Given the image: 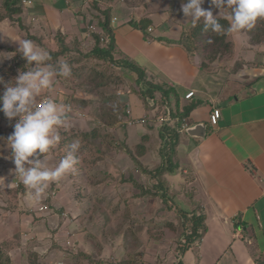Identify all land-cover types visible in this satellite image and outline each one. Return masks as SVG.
<instances>
[{
  "label": "rangeland",
  "instance_id": "obj_1",
  "mask_svg": "<svg viewBox=\"0 0 264 264\" xmlns=\"http://www.w3.org/2000/svg\"><path fill=\"white\" fill-rule=\"evenodd\" d=\"M83 2L86 4L83 14L87 15V10L91 23L98 24L99 16H102L98 8L101 7L111 5L113 17L130 19L136 8L139 11L149 8L150 4L157 8L170 5L173 16L180 14L184 0H100V6L93 5L92 0ZM2 4L3 1L0 0V8L3 7ZM203 5L209 6L208 9L211 10L216 9L210 0H205ZM225 12L229 13L231 9L224 10ZM26 24L25 29L20 28L19 31L24 39L34 41L31 37H37L31 34V28ZM255 24H258V27L260 23L256 21ZM96 28L100 30L97 26ZM174 29L177 30L176 26ZM89 30L97 33L90 27ZM257 30L263 35L264 24ZM255 31L253 28L246 29L240 35L252 40ZM173 34V31H168L164 35L170 37ZM53 37L54 34H50L43 43L38 39L33 43L50 53L51 50L59 49L57 40L54 41ZM236 37L232 33L228 34L227 40L231 42V49L224 45L220 46L207 36L201 37L200 42L208 44L205 52L209 54L210 60L214 59L210 63L211 66L215 64L214 61L216 65H220L233 59L237 52L234 45ZM90 40L85 43L72 38L68 41L70 51L60 56L57 64L45 62L55 67L66 63L71 69V74L66 77L59 75L54 77L52 86L42 90L37 100L38 104L41 100L51 98L58 106H70L66 109H70L72 114L65 119L63 126L55 129L60 140L71 130L84 134L85 131L95 128L96 134L81 136L76 141L80 145L79 148L88 147L89 150L84 151L88 159L99 161L96 167L94 165V171L80 169L77 172L82 178L75 182L73 180L72 184L68 178L71 173L61 178L62 186H66L65 189L68 190L64 197H68L67 201H72L71 204L77 203L76 205L79 204L82 208L65 209L61 203H57V191L50 193L49 189L45 190L39 201L33 198V190L29 188L27 193L13 189L14 187H9L5 192L1 190L2 186H12L14 183L15 164L10 155V143L9 147L7 145V138L14 130L9 127L10 130L7 132L0 124V208H3L2 212L4 211L3 213L0 211L1 220H4L7 212L8 216L13 212V216L8 217V220L9 222L12 220L14 224L19 217L17 225L20 226L18 234L11 232L10 239L1 243L2 250L10 256L11 264H96L95 261L86 258L77 261L75 255L79 250L91 253L96 260L112 259L118 262L129 260L132 264H179L182 253L180 244L184 242L186 230L190 231L192 228L191 217L188 215L191 211L189 210V213L179 206H183V200L186 198L189 203H194L195 211L198 202L195 197L199 193L196 195L192 188L180 185L184 183V177L176 156L174 159L176 171L174 174L165 172L163 176L160 175L165 184L164 190L156 191L159 187V177H151L142 168L151 170L163 162L160 153L163 145L159 138L155 139L158 129L155 123H151L153 120L145 116L143 117L146 118V122L143 123L131 125L126 122L133 117L132 111L134 115H143L144 110L150 109L152 105L158 103L157 101L161 103L162 98L159 94L157 101L144 98L140 92V85L133 79L137 77L136 72L93 57L91 51L96 42L94 38ZM9 41L8 35H0L2 45L19 44V40L12 44L8 43ZM9 51L5 48L2 52L0 49V63L8 59L5 53L11 54ZM124 56L126 57L125 54ZM168 114L163 111L159 115L165 118ZM171 124L175 125V122L171 121ZM132 130L134 132L130 138ZM142 131L147 134L144 139ZM139 143H144L145 147H138ZM135 157L142 164L139 161L134 162ZM6 159L11 161L5 165ZM54 159V155L51 154L43 158V161L54 168ZM2 164L6 166L5 169H2ZM100 168H105L106 173L98 176L101 183H97L93 173ZM86 176L89 178L87 184L84 182ZM82 181L84 185L80 184ZM13 186L17 187L15 183ZM89 187L91 190L88 191ZM56 189L58 190V187ZM28 204L30 209L27 207ZM67 221L74 223L69 231L63 228ZM69 233H74L78 238L74 236L69 238Z\"/></svg>",
  "mask_w": 264,
  "mask_h": 264
},
{
  "label": "crops",
  "instance_id": "obj_2",
  "mask_svg": "<svg viewBox=\"0 0 264 264\" xmlns=\"http://www.w3.org/2000/svg\"><path fill=\"white\" fill-rule=\"evenodd\" d=\"M32 1V4L23 1L21 16L23 23L31 28V34L40 40H47L50 34L60 32L66 36L67 41L74 38L88 43L93 38L89 26L99 28V24L91 23L87 10L88 16L83 14L86 7L84 0ZM202 7L209 8L204 5ZM212 11L217 15L219 9ZM226 12L224 14L230 17V12ZM143 14L151 18L152 32L134 27L129 18L119 16L113 21L116 56L125 54L168 90L165 96L160 92L155 93L156 101L158 94L162 101L151 106L153 111L151 108L146 109L143 115H134L132 111V118L145 116L153 120L151 123H155L158 129L155 139L159 138L162 145V127L164 120L168 121L169 117L159 115L163 111L188 112L182 126L201 122L208 124L205 137L191 136L181 128L176 148V157L180 163L178 166H181L184 177V183L180 185L192 188L196 195L199 193L195 197L198 200L195 211L194 203H189L186 198L183 206L179 207L190 210L188 215L195 213V218L201 216L198 221L203 222L205 228L200 237L181 253L179 264H264V93L258 94V90L264 88V40H249L245 35H240L242 31L232 33L235 37L239 35L234 39L236 54L231 61L216 65V70L209 73L200 66L197 54H190L177 42L185 27L191 26L188 22L190 18H186L182 11L171 16L170 5L157 8L152 4L147 9L138 11L136 8L132 17L137 18ZM0 25V35H8V43L27 40L19 31L17 22L6 19L0 21ZM168 31H173V36L166 37L164 34ZM14 47L19 49V44H0L2 52L5 48L10 50ZM9 53L11 54L5 53L8 59L0 65L11 59L12 52ZM242 68L248 70L243 78L237 75ZM136 78L133 77L134 80ZM192 90L195 91L194 96L186 98V94ZM214 108L221 110L217 125L209 122ZM176 122L175 119V124ZM0 124L2 129L10 127L8 122L1 121ZM8 130L6 129L7 132ZM133 132L132 130L130 138ZM7 145L9 147V142ZM49 155L51 156L50 153L43 155L41 159ZM6 160L5 165L11 161ZM59 161L54 159V168ZM44 164L52 169L51 164ZM5 165H1L2 169H5ZM73 175H68L70 184L73 180L75 182L82 178L79 172ZM14 183L17 187L13 186ZM14 183L12 186H2L1 190L5 192L9 187L17 189L21 184L17 175L14 176ZM82 183L83 181L80 184L84 185ZM62 185L61 179L50 182L47 189L50 193L57 191V203H61L65 209H81L79 204L67 201L68 197L64 196L68 190ZM27 190L28 188L22 191L27 193ZM59 194H63L62 197ZM27 207L31 208L30 205ZM1 212L0 243H4L10 239L11 232L19 233L20 226L17 225L19 217L14 224L12 220L9 222L8 217L13 216V212L10 216L7 212L4 220H1ZM73 224L67 221L63 228L69 231ZM69 234V238L77 237L74 233Z\"/></svg>",
  "mask_w": 264,
  "mask_h": 264
},
{
  "label": "clouds",
  "instance_id": "obj_3",
  "mask_svg": "<svg viewBox=\"0 0 264 264\" xmlns=\"http://www.w3.org/2000/svg\"><path fill=\"white\" fill-rule=\"evenodd\" d=\"M204 2L184 0L181 9L184 16L190 18L188 22L193 28L202 20L205 32L210 30L217 35L239 33L251 29L258 19H264V0H210L211 5L219 9L217 15L211 9L203 8ZM225 9H231L230 17L224 14ZM219 19H230L228 27L225 28ZM19 49L26 60L25 66L30 65L31 68L25 67L26 71L21 70L7 82L0 78V83L4 85L0 111L9 120L19 117L14 124V131L7 138L15 164V175L24 186L33 190V198L39 201L49 183L74 172L77 163L74 153L80 147L78 142L71 145V151L55 168L49 169L44 164L41 156L59 142L60 136L55 129L63 126L66 112L63 106H58L51 98L37 104L42 90L52 86L54 77L69 76L71 69L66 63L58 68L46 64L51 60L50 53L41 50L30 40L19 43ZM247 71L242 68L237 75L243 78ZM260 93H264V88L258 90Z\"/></svg>",
  "mask_w": 264,
  "mask_h": 264
},
{
  "label": "trees",
  "instance_id": "obj_4",
  "mask_svg": "<svg viewBox=\"0 0 264 264\" xmlns=\"http://www.w3.org/2000/svg\"><path fill=\"white\" fill-rule=\"evenodd\" d=\"M3 1V7L0 8V21H4L6 19L9 20H15L18 22L19 26L21 29H25V25L23 23V19H22V11H23V0H2ZM100 0H92V4L93 5H99ZM112 6H106L104 8H98L99 9V13H101L102 16H99V20H98V24H99V28L100 30H97L99 32H101L102 34H105V37L107 38L106 41H102L101 40V35L100 33L98 34L93 32V38L95 39V46L91 51V54L93 57L97 58V59H102L105 60L107 62L112 63L113 65H116L118 67H122V68H126L131 72H136L137 73V78H136V83H138L141 87V95L144 98H148L151 100L156 101L155 99V93L156 92H160L162 96H165L167 94V90L165 87L162 86L161 83L156 82L153 78H151L148 73L146 72V70L144 68H141L140 66H138L137 64H134L130 59L126 58L125 56L121 55V56H116L117 55V47L115 45V39H114V35H113V12H112ZM3 10V11H2ZM231 14V12H230ZM101 17V18H100ZM259 24V26L257 27L258 24H254L253 31L256 30L255 32H253V36L252 40H257V41H263L264 40V32L263 35L261 34V32H259L257 29L260 28V26L262 24H264V19H258L257 20ZM129 22L134 26V27H138L141 28L142 30H148L149 27H151L152 25V20L151 18L147 17L146 14L140 15L139 17L135 18L132 17L129 19ZM219 22L225 27L227 28L229 23H230V19H219ZM104 31V32H103ZM229 33H225L222 35H217L216 33L211 32L210 30L205 32L204 31V27H203V21L201 20V22H199L197 24V26L195 28H193L192 26L189 27H185L184 31L182 32L181 37L177 40L178 43H180L181 45H183L188 52H190V54L192 55H198L200 58V66L202 67V69L208 71L209 73H212L214 70H216L217 67L216 66V62L214 61L213 66L210 65V63L214 60H210V56L209 54H207L205 52L207 45L205 44L204 41L200 42V39L202 36H207L209 38H211V40H213L214 42H218V44L220 46H225L226 48L231 49V42L227 40ZM31 35V34H30ZM29 36V35H28ZM32 36V35H31ZM34 37V36H33ZM31 37V39L37 40L38 38H33ZM54 41L57 40V47L59 46V49L57 50H51L50 51V56H51V60L48 62H52L53 64H57L60 56L66 54L68 51H70V43L68 41H66V36L60 32H57L54 35ZM38 41H40V43H43V40L38 39ZM227 41V42H225ZM45 45V44H43ZM10 51L12 52V57L11 59L7 62L4 63L2 65H0V78H3V80L5 82L10 81L12 78H14L15 76L18 75V73L21 70L26 71L27 68H31L30 65L25 66L26 64V60L22 57V54L19 52L20 49L17 48H11ZM35 62H33L34 64ZM59 66H57L58 68ZM14 83V80H13ZM3 91H4V85L2 83H0V97H2L3 95ZM2 104L3 101L2 99H0V108H2ZM65 108V112H66V118H69L70 114H72V111L69 109L67 110L65 106H63ZM188 114V112H186L185 110L183 112H181L180 110L178 112L171 110L170 113V119L168 120V122H165L163 127H162V140H163V146L161 149V157H162V163L157 166L154 169L151 170H147L146 168H142L145 172H147L149 175H151V177L156 178L159 177L160 182L158 184V189L156 191H163L164 190V181L161 180V176L160 175H164V173H174L176 171V167H175V156H176V148L177 145L179 143L180 140V131L182 128V121H184V119L186 118L185 116ZM75 115V114H74ZM19 117H14L11 120H9L2 111H0V122H10L13 120H18ZM175 119L177 120L176 124L173 125L171 124V121L175 122ZM1 128V127H0ZM7 130L10 128H6ZM1 132V130H0ZM88 134H96L95 132V128H93L92 130L88 131V132H84V134H81L79 132H75V130H71L70 132H68L67 136L62 137V139L60 140L61 142L56 143V145L52 146L50 148V150L45 153L44 155L47 154H52L54 155L56 160H60L63 157H65L66 155H68V153L71 151V145L73 143H76V141H78L77 139L81 136L87 135ZM67 137V138H66ZM146 137V135L143 136V139ZM69 140V141H68ZM72 140V141H71ZM138 147H145L144 143H139ZM85 150H89L88 147H81L78 149V151H76L74 153L76 159H77V163L75 165V171L71 172V174H75L77 173V171H79L80 169H85L86 171H94V165L96 167V163L98 162H94L91 161L90 159L87 158V153H85ZM137 157H135L133 160L134 162H140L142 164V162L138 159ZM90 161L92 163V165H90ZM95 163V164H94ZM91 166V167H90ZM105 168H100L98 169L97 172H94L93 175L96 177V181L97 183H101L100 182V178H98V176L103 175V173H106V170H104ZM89 171V172H90ZM91 175V177L93 176ZM162 175V176H163ZM89 176V175H88ZM88 176H86V180L84 182L89 181ZM88 178V179H87ZM95 183V184H97ZM132 183L135 184V182ZM93 184V183H92ZM20 190H25L26 186H24L22 183L20 184V186L17 188ZM191 217V225L192 228L191 230H186V234L185 235V239L184 242L181 245V252H184L185 249H187L191 243H193L194 241H196L197 238L200 237L201 233L204 232L205 228L203 225V222H201L200 220L198 221V219H200L201 216H199L198 218L197 215L195 216L194 214L190 215ZM186 226H184L185 228ZM189 231V232H188ZM76 260H80L81 258H86L88 260H92L93 262L95 261L96 264H132L129 260H119V262L117 260H96V258L91 254V253H85L83 252V250H79V252L75 255ZM0 264H11V258L10 256H7L6 253H4V251L2 250V245L0 243Z\"/></svg>",
  "mask_w": 264,
  "mask_h": 264
},
{
  "label": "built area",
  "instance_id": "obj_5",
  "mask_svg": "<svg viewBox=\"0 0 264 264\" xmlns=\"http://www.w3.org/2000/svg\"><path fill=\"white\" fill-rule=\"evenodd\" d=\"M25 3H27V4H32L33 3V1L32 0H23ZM118 19V17L117 16H115V17H113V21H116ZM91 29H93V31H95L97 28H96V26L95 25H91V26H89ZM152 30H153V28H152V26L151 27H149L148 28V31L149 32H152ZM97 31V30H96ZM98 33H100V35H101V40L102 41H106L107 40V38L105 37V35L104 34H102L101 32H99V31H97ZM194 94H195V91H190V92H188L187 94H186V98H192L193 96H194ZM45 100H47V99H44V100H41L39 103H38V105L39 104H42ZM53 100V99H52ZM54 101V100H53ZM54 102H56V101H54ZM57 103V102H56ZM66 108H70V106L68 105V106H66ZM128 112L130 113V110H128ZM168 119L167 120H169L170 119V113L168 114ZM220 117H221V110L219 109V108H214L212 111H211V113H210V116H209V122L212 124V125H217L218 124V121H219V119H220ZM185 121V120H184ZM15 122H16V120H13V121H10L9 122V125H10V127L13 129L14 128V124H15ZM128 124H135V123H143V122H146V118L145 117H141V118H130V119H128L127 121H126ZM187 127V125L185 124V125H183L182 126V128H183V130H185V128ZM44 208H46V206H44Z\"/></svg>",
  "mask_w": 264,
  "mask_h": 264
},
{
  "label": "water",
  "instance_id": "obj_6",
  "mask_svg": "<svg viewBox=\"0 0 264 264\" xmlns=\"http://www.w3.org/2000/svg\"><path fill=\"white\" fill-rule=\"evenodd\" d=\"M208 124L206 122L197 123L187 126L185 132L191 136L205 137L207 133Z\"/></svg>",
  "mask_w": 264,
  "mask_h": 264
}]
</instances>
